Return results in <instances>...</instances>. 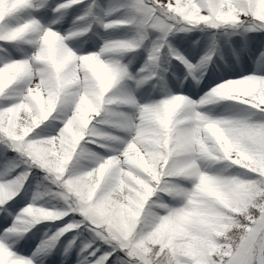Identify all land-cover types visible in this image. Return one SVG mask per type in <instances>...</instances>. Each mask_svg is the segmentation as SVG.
Here are the masks:
<instances>
[{
    "label": "snow or ice",
    "instance_id": "snow-or-ice-1",
    "mask_svg": "<svg viewBox=\"0 0 264 264\" xmlns=\"http://www.w3.org/2000/svg\"><path fill=\"white\" fill-rule=\"evenodd\" d=\"M56 251L264 264V0H0V264Z\"/></svg>",
    "mask_w": 264,
    "mask_h": 264
},
{
    "label": "rangeland",
    "instance_id": "rangeland-1",
    "mask_svg": "<svg viewBox=\"0 0 264 264\" xmlns=\"http://www.w3.org/2000/svg\"><path fill=\"white\" fill-rule=\"evenodd\" d=\"M117 35H119V33H117ZM191 35L193 36V38H197L199 36V33H193ZM33 232L36 233V235L32 236V234L30 233L28 238V246L30 248H34L35 245L39 243L42 235V226L37 225V227L33 229ZM71 235V233L68 234L69 238L71 237ZM21 243H24V241H21ZM45 264H75V253L73 252V254L65 260L59 254V251L53 252L50 256H48Z\"/></svg>",
    "mask_w": 264,
    "mask_h": 264
}]
</instances>
